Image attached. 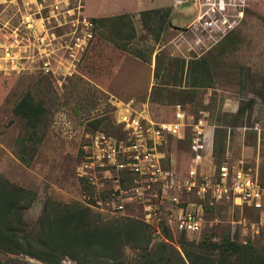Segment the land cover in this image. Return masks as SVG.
<instances>
[{"label":"rangeland","instance_id":"rangeland-1","mask_svg":"<svg viewBox=\"0 0 264 264\" xmlns=\"http://www.w3.org/2000/svg\"><path fill=\"white\" fill-rule=\"evenodd\" d=\"M155 1L157 3L154 6H160V3L167 0ZM221 1L230 4L223 10L228 21L219 25L233 26L224 34L210 31V26L203 23L209 19L208 13L217 9ZM35 2L43 7L40 14L35 15L37 30L33 39L32 31L25 27L23 21L29 16L26 13L30 11L29 8L35 10V4L31 2L28 5L26 0H0V44L16 40L22 45L20 50L26 56L23 60L25 68L19 73L5 74L0 71V173L10 182L36 193V200L22 215L27 228L35 225L46 198L63 203L83 200V178L76 171L82 146L86 142V134L96 129H106L121 135L113 114L112 101L115 99L133 98L138 105L148 101L152 116L164 120L173 119L174 105H182L195 118L204 119L212 126L214 133L217 128L226 130L224 154L220 163H243L245 169L257 174L264 183V108L256 94L258 79L264 77V0H182V5L191 6L197 12L202 11L204 17L191 24L189 22L193 15L183 17L163 7L170 13L173 25L165 27L160 34L145 30L139 15L134 13L135 38L132 41L136 48L153 46L150 63L122 51L101 34V30L95 31L92 27V38L72 59L70 71L62 65L70 60V51L66 46L70 45L75 51V37L84 30L83 16L87 20L96 16H88L84 9L83 13H79L76 9L77 0ZM99 2L113 6L112 0H92L90 4L93 7ZM51 3L58 6L52 18L49 16ZM66 3H69L70 12L64 11ZM117 4L115 10L127 8V4L123 5L124 0ZM121 13L131 14V10L117 14ZM98 14L101 13H94ZM216 16L220 17L221 14L216 12ZM159 51L164 56L186 60L209 53L213 77L211 86L195 90L194 98L186 104L161 105L151 102L149 92ZM48 60L50 63L45 67L44 62ZM40 85L47 89V132L31 165L26 166L18 158L17 140L23 133V121L12 114V108L23 93L31 89L39 91ZM248 100L254 101L251 107L245 104ZM239 105H244V115L242 119L235 120L233 114ZM99 119L96 128L90 125ZM189 139L188 131L186 141L178 143L183 144L182 153L174 148L170 150L177 153L175 156L181 165L185 162L183 156L188 153L186 145ZM175 145L173 143L176 148ZM211 164L217 165L213 156ZM90 186L93 192L94 187ZM115 215L140 219L141 211L132 204L126 207V211ZM101 218L107 219L103 216ZM209 218H214L213 222L207 221L196 238L184 235L175 239L168 237L173 242H168L167 246L170 264H183L180 242L183 236L188 241L206 239L207 242L219 243L224 234L229 232L230 237L238 241V221L245 218L247 223L254 222L258 215L245 206L230 208L225 204L214 210ZM250 243L257 247L264 244V227ZM207 249L214 256L218 255L219 249ZM10 259L46 264L23 254H8L0 250L1 262H9ZM124 259V264L140 263L142 251L126 247ZM62 264L75 262L65 258Z\"/></svg>","mask_w":264,"mask_h":264},{"label":"built area","instance_id":"built-area-1","mask_svg":"<svg viewBox=\"0 0 264 264\" xmlns=\"http://www.w3.org/2000/svg\"><path fill=\"white\" fill-rule=\"evenodd\" d=\"M26 1L28 5L33 2L36 6L35 10L29 8L30 11L26 12L29 16L23 21L34 39L37 30L35 15L40 14L43 5L36 4L37 0ZM83 4V0H77L79 13H83ZM50 8L52 18L58 6L51 3ZM65 10L70 12L69 3H66ZM216 12L221 16L217 17ZM208 15L209 19L203 23L210 26V31L224 34L233 28L230 24L219 25L228 21L224 12L215 9ZM203 17L199 10L197 21ZM82 23L84 30L81 35H76L73 43L75 51L70 45L66 46L70 51V63L66 61L62 65L69 71L72 59L92 38L93 23L84 16ZM20 48L22 45L16 40L0 44V71L19 73L25 68L23 60L26 56ZM49 63V60L45 61L44 66ZM112 105L121 137L103 129L86 134L76 167L77 175L94 187L92 195L83 196L87 206L109 219L135 204L140 208V219L151 229L152 241L169 243L173 242L165 236V228L174 239L180 235L196 238L207 221L212 223L214 218H209L212 212L206 207L218 210L225 204L230 208L245 206L258 218L250 223L245 218L238 221L237 242L246 244L259 235L264 227V183L257 174L245 169L243 163L211 164L212 126L202 118L189 120L190 115L180 104L172 107L173 119L170 120L153 117L148 101L138 105L133 98L115 99ZM188 131L189 157L186 165L180 168L170 153L168 140H184Z\"/></svg>","mask_w":264,"mask_h":264},{"label":"trees","instance_id":"trees-1","mask_svg":"<svg viewBox=\"0 0 264 264\" xmlns=\"http://www.w3.org/2000/svg\"><path fill=\"white\" fill-rule=\"evenodd\" d=\"M166 10L167 8L145 9L137 14L145 30L160 34L165 27L173 25L170 13ZM134 16V13H121L91 17L90 21L95 31L101 30V34L116 47L133 54L145 63H150L153 46L145 49L134 47L132 41L135 38ZM210 58V54L207 53L186 60L164 56L159 51L155 58L153 84L149 92L151 102L161 105L189 103L194 98L195 90L211 86L213 77ZM258 82L256 94L264 108V77H260ZM38 90L36 92L33 89L27 90L12 108V114L23 121V133L17 140L18 158L26 166L31 165L39 151L48 126L49 109L45 98L47 89L40 85ZM253 102L248 100L245 104L251 107ZM244 110V105H239L233 114V119H242ZM189 115V120H197L193 115ZM100 120L90 125L96 128ZM104 131L121 137L112 131L106 129ZM225 137L226 130L217 128L215 133L213 131L211 156L216 166L223 163H220V158L224 154ZM184 141L186 138L184 140L170 138L169 150L174 148L182 153L183 144L178 143ZM173 143L176 144V148ZM178 146H180L179 149ZM170 153L180 168H183L189 153L184 156L180 154L185 161L182 165L178 163L175 156L177 153L173 151ZM81 189L84 191V196L93 193L86 179H81ZM35 200V192L10 182L0 173V250L3 252L23 254L46 264H62L65 258L72 260L75 264H124V249L129 247L142 251V261L137 264H170L171 262L167 249L169 243L153 242L151 229L142 220L124 215L103 220L83 200L63 203L46 198L35 225L29 229L22 215ZM206 209L210 212L214 211L212 208L206 207ZM164 233L165 236L171 237L166 228ZM180 242L184 256L183 264H264V244L260 247L253 245L250 241L240 244L230 237L229 232L224 234L219 243L207 242L206 239L188 241L184 236ZM208 247L219 249L218 255L209 253ZM0 264L30 263L10 259L9 262L0 261Z\"/></svg>","mask_w":264,"mask_h":264},{"label":"crops","instance_id":"crops-1","mask_svg":"<svg viewBox=\"0 0 264 264\" xmlns=\"http://www.w3.org/2000/svg\"><path fill=\"white\" fill-rule=\"evenodd\" d=\"M90 1L92 0H84V11L87 13L88 16H107V15H115L119 12H124V11H130L131 13H138L141 10L145 9H153V8H163V7H168L170 8V13L172 11H176L179 14H182L183 17H190L193 15V19L189 23H193L197 21V17L199 12H197V9H193L191 6H184L182 5V0H167L165 2L160 3V6H154L157 2L155 0H124V4H127V8L123 9L120 6V9L123 10H115L118 7V2L123 1V0H112V5L114 6H105L101 2L96 4L95 6H91ZM193 1V0H192ZM95 8V9H93ZM181 8V9H180ZM83 11V12H84ZM94 13H101L98 15H94Z\"/></svg>","mask_w":264,"mask_h":264},{"label":"clouds","instance_id":"clouds-1","mask_svg":"<svg viewBox=\"0 0 264 264\" xmlns=\"http://www.w3.org/2000/svg\"><path fill=\"white\" fill-rule=\"evenodd\" d=\"M230 3H225L224 4V1H222V3L219 4L217 10L223 12L224 9H226V5H229Z\"/></svg>","mask_w":264,"mask_h":264}]
</instances>
